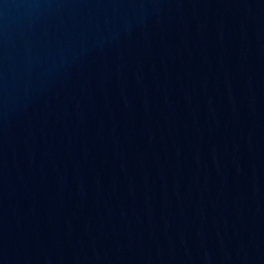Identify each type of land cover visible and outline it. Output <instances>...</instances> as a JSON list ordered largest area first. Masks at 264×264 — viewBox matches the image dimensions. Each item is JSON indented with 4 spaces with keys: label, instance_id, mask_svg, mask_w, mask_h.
I'll return each instance as SVG.
<instances>
[{
    "label": "water",
    "instance_id": "1",
    "mask_svg": "<svg viewBox=\"0 0 264 264\" xmlns=\"http://www.w3.org/2000/svg\"><path fill=\"white\" fill-rule=\"evenodd\" d=\"M0 264H264V0H0Z\"/></svg>",
    "mask_w": 264,
    "mask_h": 264
}]
</instances>
